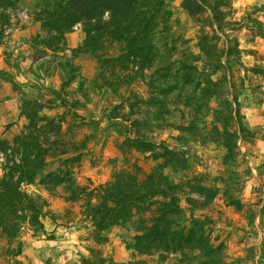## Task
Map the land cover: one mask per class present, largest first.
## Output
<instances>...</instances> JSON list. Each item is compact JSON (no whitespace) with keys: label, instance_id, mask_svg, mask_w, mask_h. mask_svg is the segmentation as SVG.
<instances>
[{"label":"rangeland","instance_id":"obj_1","mask_svg":"<svg viewBox=\"0 0 264 264\" xmlns=\"http://www.w3.org/2000/svg\"><path fill=\"white\" fill-rule=\"evenodd\" d=\"M205 1L215 13L168 2L157 30L167 43L149 63L108 39L92 51L85 45L87 20L62 40L51 13L70 0L0 5V178L5 167L28 158L44 161L35 182L20 183L39 201L43 228L24 223L16 239L0 236V264H199L188 250L166 258L134 252L128 242L135 221L99 232L87 216L114 173L134 165L149 173L166 146L187 164L165 170L180 186L182 223H205L224 264H264V0ZM109 18L106 12L103 20ZM182 60L195 82L203 81L186 92L195 91L203 107L193 130L192 106L172 97L162 111L153 86L162 66L180 67ZM211 75L214 83L204 82ZM229 109L230 137L217 122ZM136 127L153 152L131 146Z\"/></svg>","mask_w":264,"mask_h":264},{"label":"trees","instance_id":"obj_2","mask_svg":"<svg viewBox=\"0 0 264 264\" xmlns=\"http://www.w3.org/2000/svg\"><path fill=\"white\" fill-rule=\"evenodd\" d=\"M169 1L172 0H70L69 6L60 14L51 13L53 19L50 24L64 40L67 29L87 20L85 45L92 48V51H99L103 48L102 42L108 39L126 44L129 55L140 56L149 63L157 52H161L160 47L167 43V37L157 33V30L160 26V14L166 10ZM200 2L201 4L199 0H181V6L191 13L194 10H205L206 6L209 8L207 1ZM11 4L12 0H0V5ZM211 9L216 12L215 8ZM106 12L110 13L108 21L103 20ZM180 63V67H174L168 62L158 70L159 82L153 86L161 96L156 98V102H161V109L166 112L169 111V98L183 99L186 105L190 104L194 121L190 123L192 127L189 130H193L203 114L202 104L198 97L195 99V91L202 86L203 81L195 82L194 74L188 70L191 64L186 60ZM211 77L212 75L205 77L204 82L207 79L214 83L209 79ZM193 89L195 91L186 95L188 90ZM217 117V122L224 131L229 137L232 136L227 131L231 122L235 121L232 109L221 111ZM34 119L35 117L31 118L32 121ZM218 130L215 129L216 132ZM136 132L134 139H131V146L138 152H153L152 142H148L138 128ZM226 139L230 151L226 158L229 159L233 152L229 144L231 141L228 137ZM163 150V154L154 157L159 164L149 173H144L138 165H134L132 171L116 172L109 183L100 186L98 202L88 205L89 220L99 232L126 221H135L138 227L128 242V248L140 254L160 253V256L166 258L168 254L184 253L188 250L197 253L199 264H224L221 260L222 250L211 244L205 231V223L192 219V226L189 228L185 222L182 223L184 210L176 192L180 186L174 183L165 170H184L187 164L175 151L169 150L168 146L163 147ZM43 167L42 159L28 158L18 165L4 168V174L0 178V236L9 240L16 239L24 223H29L35 229L43 228L40 223L42 207L39 201L20 187L23 181L28 184L35 182L37 172ZM60 182L63 181L58 180ZM196 190L201 193L209 192V188L204 185H199ZM72 199H76L75 195ZM149 213L151 217L146 219L144 216ZM138 264L146 263L141 261Z\"/></svg>","mask_w":264,"mask_h":264}]
</instances>
